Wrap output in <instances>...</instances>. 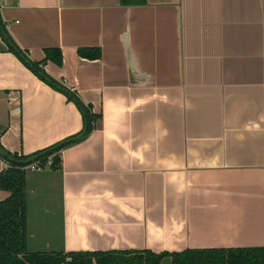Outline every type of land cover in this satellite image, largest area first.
I'll return each mask as SVG.
<instances>
[{
  "label": "crops",
  "instance_id": "crops-1",
  "mask_svg": "<svg viewBox=\"0 0 264 264\" xmlns=\"http://www.w3.org/2000/svg\"><path fill=\"white\" fill-rule=\"evenodd\" d=\"M0 18L31 61L58 49L45 73L100 115L59 167L25 173L29 251L264 246V0H0ZM82 128L0 38L1 146Z\"/></svg>",
  "mask_w": 264,
  "mask_h": 264
},
{
  "label": "trees",
  "instance_id": "trees-1",
  "mask_svg": "<svg viewBox=\"0 0 264 264\" xmlns=\"http://www.w3.org/2000/svg\"><path fill=\"white\" fill-rule=\"evenodd\" d=\"M146 0H120L121 6H141ZM0 38L8 52L14 54L21 63L39 80L51 89L63 94L73 102L83 117V128L76 135L47 149L29 155L7 152L0 144V159L8 166L0 171V264H161L169 259L170 264H264V246L233 248H198L179 252L154 253L149 250L114 251H73V252H33L26 245V192L25 173L31 165L40 169L45 166L59 167V153L87 138L100 115L93 114L91 107L82 103L77 95L61 83L49 77L43 67L47 62L62 65L58 49L44 50L39 62L31 61L8 35L0 18ZM77 56L88 61L101 58L99 48H78ZM11 161L20 162L19 165ZM49 163V164H48Z\"/></svg>",
  "mask_w": 264,
  "mask_h": 264
},
{
  "label": "built area",
  "instance_id": "built-area-1",
  "mask_svg": "<svg viewBox=\"0 0 264 264\" xmlns=\"http://www.w3.org/2000/svg\"><path fill=\"white\" fill-rule=\"evenodd\" d=\"M48 164H49V163H48ZM29 169L32 170V171H40V170H41L39 167H37V166H35V165H31V166L29 167Z\"/></svg>",
  "mask_w": 264,
  "mask_h": 264
},
{
  "label": "rangeland",
  "instance_id": "rangeland-1",
  "mask_svg": "<svg viewBox=\"0 0 264 264\" xmlns=\"http://www.w3.org/2000/svg\"><path fill=\"white\" fill-rule=\"evenodd\" d=\"M26 172H28V170ZM161 264H170V261L169 259H164L162 260Z\"/></svg>",
  "mask_w": 264,
  "mask_h": 264
},
{
  "label": "water",
  "instance_id": "water-1",
  "mask_svg": "<svg viewBox=\"0 0 264 264\" xmlns=\"http://www.w3.org/2000/svg\"><path fill=\"white\" fill-rule=\"evenodd\" d=\"M11 163L15 164V165H19L20 162H17V161H11Z\"/></svg>",
  "mask_w": 264,
  "mask_h": 264
}]
</instances>
